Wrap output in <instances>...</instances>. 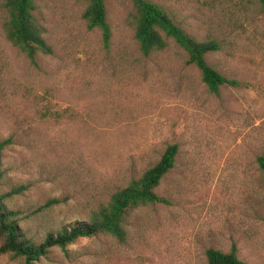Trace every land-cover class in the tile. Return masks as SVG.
Instances as JSON below:
<instances>
[{
  "label": "rangeland",
  "instance_id": "obj_1",
  "mask_svg": "<svg viewBox=\"0 0 264 264\" xmlns=\"http://www.w3.org/2000/svg\"><path fill=\"white\" fill-rule=\"evenodd\" d=\"M198 41L228 80L209 91L175 42L144 56L131 0H106L112 30L83 18L84 0H34L51 53L32 61L6 37L0 0V197L38 242L107 206L177 145L157 194L130 215L125 239H80L41 264H208L234 246L264 264V14L259 0H149ZM24 187L20 194L9 195ZM0 264H22L0 255Z\"/></svg>",
  "mask_w": 264,
  "mask_h": 264
},
{
  "label": "trees",
  "instance_id": "obj_2",
  "mask_svg": "<svg viewBox=\"0 0 264 264\" xmlns=\"http://www.w3.org/2000/svg\"><path fill=\"white\" fill-rule=\"evenodd\" d=\"M134 6L135 38L141 53L149 57L154 52L166 50L170 41L175 42L188 55L187 63L195 65L202 75L209 91L218 93L224 85H239L228 80L219 71L210 66L206 56L220 49L215 40L198 41L188 34L158 3L149 0H131ZM6 13L4 32L14 46L34 61L41 52L51 53L45 28L38 22L34 12V0H2ZM86 7L83 18L90 30L102 32L105 48H109L112 30L108 21L106 0H84ZM264 14V0H259ZM12 143L11 139L0 142V167L3 151ZM178 146H169L160 161L137 179L115 193L107 206L93 212L88 219L64 226L50 233L45 240L38 242L22 226L20 212L10 209L8 198L0 197V255H10L22 264H41L54 248L68 253V248L80 239L110 234L120 240L125 239V225L137 209L151 204L164 203L156 192L165 177L176 164ZM258 164L264 178V155L258 158ZM2 176L0 173V182ZM24 187L15 188L9 195L20 194ZM208 264H247L238 257L234 246L228 253L210 248L206 252Z\"/></svg>",
  "mask_w": 264,
  "mask_h": 264
}]
</instances>
